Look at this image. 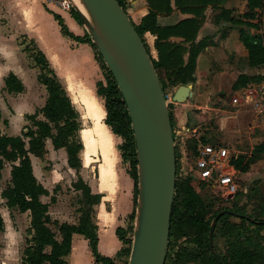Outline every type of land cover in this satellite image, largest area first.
Segmentation results:
<instances>
[{"label":"trees","instance_id":"obj_1","mask_svg":"<svg viewBox=\"0 0 264 264\" xmlns=\"http://www.w3.org/2000/svg\"><path fill=\"white\" fill-rule=\"evenodd\" d=\"M118 2L126 10L128 0ZM148 2L149 12L142 17L139 24L132 23L144 43L145 32L150 31L157 35L155 45L158 58L155 59L151 55L150 58L164 92L167 87L188 81L194 82L199 54L207 46H216L218 40L227 37L229 31L239 32L240 39L248 50L246 60L251 69L250 72L237 76L232 83V89L236 90L261 79L258 70L264 66V34L259 31L258 9L263 6V0H248L243 11L223 7L224 0H174L176 7L183 12L192 13L193 17L171 26H159L157 19L160 12H171V0ZM208 6L214 8L212 22L218 29L215 33L196 41ZM71 13L82 23L74 9ZM54 17L65 36L77 41H88L96 50V59L105 76L104 82L99 80L96 83L97 94L103 100L107 112L105 123L122 139L119 149L123 161L129 162L128 172L135 180L137 194L136 147L122 93L88 33L84 36L75 35L59 14L54 13ZM251 28L256 31L252 33ZM172 36L181 37V42L170 41ZM145 46L147 47L146 43ZM186 53L188 56L184 59ZM33 56L37 65H40L37 79L45 85L47 98L36 112L26 115L32 121L33 127H27L28 130L22 135H8L0 129V179L6 162L12 163L10 180L1 191V197L9 209L30 214V237L20 264H68L67 256L71 252L74 233L82 234L88 240L96 263L127 264L132 243L130 231L133 229L134 211L129 216L131 224L128 227H117L116 234L122 246L115 257H109L102 255L97 247L98 235L93 206L99 197L91 193L89 186L80 177L74 185L76 189L81 190L77 222L52 220L49 203L42 200V196H47L49 191L37 179L30 154L42 157L47 152L46 141L50 139L54 149L66 150L69 166L78 169L81 166L80 151L83 144L78 135L79 113L66 89L45 54L36 48ZM4 84L9 92L24 90L22 80L13 72H9L4 78ZM169 112L173 126L174 119L170 109ZM39 114L43 118H39ZM198 139L206 143L220 144L203 135L192 138L193 146L191 145L190 149L192 148L193 157L197 154ZM262 158L264 140L257 143L250 154H239L233 158L232 163L242 176L252 164ZM205 187L209 186L205 184ZM245 187L241 185L239 191L233 195L230 205H220L221 199L215 193L206 192L207 190H201L204 191L201 193L196 189L190 174L182 177L177 173L165 264H188L190 261L196 264H218L209 248V231L214 220L212 244L214 243L213 250L217 254L219 264H264V189L258 183L251 185L246 191ZM52 199L54 200L53 197ZM52 222L56 223L58 232L51 228ZM4 227L5 221L0 211V232ZM217 235L224 241L223 250H219L215 245ZM122 260L125 262L122 263Z\"/></svg>","mask_w":264,"mask_h":264},{"label":"crops","instance_id":"obj_2","mask_svg":"<svg viewBox=\"0 0 264 264\" xmlns=\"http://www.w3.org/2000/svg\"><path fill=\"white\" fill-rule=\"evenodd\" d=\"M247 2L248 0H224L222 6L242 11ZM171 5L173 7L171 12H160L158 14L159 26L175 25L183 19L193 17L192 13L183 12L176 7L174 0H171ZM19 8L21 25H17L15 28L19 29L18 27H20L19 30L22 29V34L33 40L36 48L45 54L51 68L55 71L66 89L73 106L79 113L80 128L78 135L83 144L80 151L81 166L78 169L72 168L67 161L66 165L72 172H78L81 180L89 186L91 193L99 197L97 203L93 206L94 222L97 225L98 235L97 247L102 255L115 257L122 246V242L116 234V229L118 226L125 227L130 220L129 216L133 211L135 212V197L137 194L135 193V180L123 164L119 149L121 137L113 133L110 126L105 123L107 112L104 103L97 94L96 86L97 81L102 80L98 77V70L101 66L96 59V50L88 41H77L62 33L54 13L59 14L64 19L69 30L75 35L84 36L87 33L86 31L84 33L83 24L77 21L71 12H62L50 2H48L47 7L40 0H22V6ZM36 9L37 13L35 12ZM149 10L148 0H128L126 11L131 21L135 24H139L142 17ZM261 12H264V3L258 9V19H260ZM213 13L214 8L208 6L204 12L205 19L198 31L196 41L206 35L215 33L216 25L212 22ZM262 18L264 19V15ZM45 20L51 21L53 30L45 28ZM250 31L253 33L256 29L251 28ZM259 31L264 34L262 21ZM156 38L157 35L150 31L144 34L149 53L155 59L158 58V51L155 45ZM181 40V37H170V41L175 43H180ZM230 46L239 57L237 63L243 62V69L249 68L246 60L248 50L241 41L239 32L232 38ZM187 56L188 54L186 53L184 59H187ZM228 57L229 54L226 51L223 49L217 50L214 46H207L199 54L192 88L194 97L204 100L210 94L220 91V87L225 82H228L224 80L226 72L214 70L213 68L215 61L219 64L225 63ZM239 67L241 66L239 65ZM13 73L22 80L24 90L9 93L7 91L6 97L9 105H0L2 116L9 111L10 116H7L6 119H9L8 122L10 124L15 121V118H19L18 114H21L22 111L24 112L29 106L25 103L29 99L25 100L28 96V87L24 83L25 77L21 73ZM240 73L247 72H244V70L238 72L231 83L235 81ZM15 94H25L24 103L17 102L16 97L13 96ZM218 95H221V92H218ZM46 98L47 96L44 97V100ZM174 104V106L179 107L180 105H186L184 102H174ZM211 106L212 103L210 102L206 105V108L208 109ZM231 113L232 117L248 115L250 120L252 118V114L247 109L238 113H234L232 110ZM29 114L32 113H26L25 115ZM21 117V122L25 121L24 113H22ZM261 133L263 132L261 131ZM261 137L263 141L264 134ZM246 187L244 188L245 191L247 190ZM44 196H42V200ZM54 205L58 208V215L62 216L61 218L64 221H67L66 217H68L67 211L69 208L66 203L57 197ZM49 213L51 215L50 205ZM65 215L66 217H63ZM67 222L75 223L77 219ZM67 260L68 264H98L95 262L88 240L79 233L72 235L71 252L67 256Z\"/></svg>","mask_w":264,"mask_h":264},{"label":"rangeland","instance_id":"obj_3","mask_svg":"<svg viewBox=\"0 0 264 264\" xmlns=\"http://www.w3.org/2000/svg\"><path fill=\"white\" fill-rule=\"evenodd\" d=\"M40 1L48 7V1ZM21 6L22 0H0V105H9L6 97L8 90L4 84V78L9 72H18L25 77L24 83L28 87V96L25 100L29 98L25 102L29 105L28 108L24 112L22 111L21 114L19 113V118H15L13 123L10 124L8 122L9 119H6L7 116H10L9 111L6 112L7 115L3 114V118L0 121V129L3 133L8 135H22L23 132L28 130L27 127H33L32 121L29 120L25 114L36 112L37 109L44 104V97L47 96L45 85H42L37 79L40 65H37L33 56L36 51V44L33 43V40L22 34V29L19 30L20 27H18L19 29L15 28L17 25H21V15L19 12V7ZM35 12L37 13V9ZM263 15L264 12H261L260 24L262 21L264 27ZM44 24L47 30H53L51 21L45 20ZM217 29L218 26H216L214 32H216ZM85 31L84 29V33ZM236 33L237 31H229V36L227 35L228 38L224 37L219 39L218 44L214 46L215 49H223L229 54L225 63L219 64L216 61L213 63L214 70H223L226 72L224 80L228 82H225L224 85L220 87L221 90L218 91L223 94L222 98L219 97L218 92L210 94L208 98L204 100L192 96L183 101L186 103L185 106L180 105L179 107L174 106L175 104L172 99V95L177 86L167 87L165 90L167 104L174 119L173 127L175 131H178V134L175 136L177 171L182 163L186 171H188L194 161L192 148L190 149L192 138L201 135L213 138L218 143L228 147L231 153L236 152L246 155L250 154L253 147L262 141L261 135H263V133L258 129L252 128V124H250L251 120L249 119L250 116L232 117V110L227 103L230 94L234 91L231 87L233 78L236 77L241 70H244V72H250L251 70L249 68L243 69V62L237 63L239 57L230 46L232 38ZM217 38L218 36L216 39ZM239 65L241 67H239ZM98 77L102 79L103 82L105 81L104 72L101 68L98 70ZM13 96L16 97L17 102L24 103L23 98L26 97L25 94H15ZM210 102L212 106L207 109L206 105ZM22 113H24L25 121L21 122ZM38 117L43 118L41 114H39ZM46 146L47 152L42 157L30 154L37 179L49 190V194L44 196L43 200L50 205L52 220L64 221V219L61 218L62 216L58 215L57 206L54 205L57 197L62 199L69 208L67 211L68 217H66V215L63 217H66L67 221L76 220L79 215L77 209L80 206L79 199L81 190L76 189L74 185L79 179V174L78 172L69 170L66 165L67 153L64 148L60 150L54 149L50 139L46 141ZM123 164L128 170L129 162L123 161ZM11 165V162H6L0 179V211L5 221L4 230L0 232V264H20L23 250L30 237L29 212L9 209L5 205V200L1 197V191L10 180ZM185 175L186 174L183 173L180 176L184 177ZM238 178L240 188L241 185L249 188L251 185L258 183L261 188L264 189V158L252 164L249 170L243 173L242 176L239 173ZM194 185L199 192L201 190H207L206 192L216 194V191L212 188H204L205 184L203 185V183L194 182ZM203 192L204 191H201V193ZM219 198L221 199L219 202L220 205L231 204L232 198H229V200L222 197ZM244 201L245 198L242 199V202ZM132 223L134 226V221ZM130 224L131 221L129 220L125 227H128ZM50 226L53 230L58 232L56 223L52 222ZM130 237H133V229L130 231ZM215 245H217L219 250L224 249V241L218 235L215 238ZM123 262L125 261L122 260V263ZM188 264L196 263L190 261Z\"/></svg>","mask_w":264,"mask_h":264},{"label":"water","instance_id":"obj_4","mask_svg":"<svg viewBox=\"0 0 264 264\" xmlns=\"http://www.w3.org/2000/svg\"><path fill=\"white\" fill-rule=\"evenodd\" d=\"M92 43L122 93L130 117L137 156V196L127 264H165L177 164L175 131L166 94L127 11L118 0H71ZM193 82L180 84L172 99L193 96ZM209 248L213 250L212 232Z\"/></svg>","mask_w":264,"mask_h":264},{"label":"built area","instance_id":"obj_5","mask_svg":"<svg viewBox=\"0 0 264 264\" xmlns=\"http://www.w3.org/2000/svg\"><path fill=\"white\" fill-rule=\"evenodd\" d=\"M62 12H71V0H48ZM258 73L262 76L259 81L234 90L228 99V106L234 113L247 109L252 114L250 124L264 134V66ZM222 95H219L222 98ZM221 100V99H220ZM197 154L188 171L183 163L178 167L179 175L190 174L193 182L204 183L216 191V195L225 199L232 198L239 191V171L232 163L239 153H231L222 144L206 143L197 140Z\"/></svg>","mask_w":264,"mask_h":264}]
</instances>
